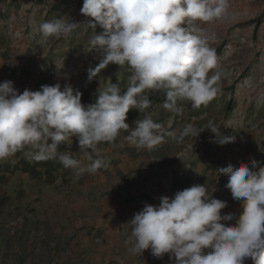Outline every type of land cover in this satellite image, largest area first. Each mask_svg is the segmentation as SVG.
I'll list each match as a JSON object with an SVG mask.
<instances>
[{
	"label": "rangeland",
	"instance_id": "374dc122",
	"mask_svg": "<svg viewBox=\"0 0 264 264\" xmlns=\"http://www.w3.org/2000/svg\"><path fill=\"white\" fill-rule=\"evenodd\" d=\"M83 2L1 0L0 82L12 80L21 92L70 83L82 93L85 105L95 102L99 87L113 83L126 90L130 70L118 64L89 79V69L102 57L84 51L92 34L86 25L66 38H49L40 45L39 25L61 16L85 21L80 11ZM202 27L215 34L210 47L217 67L209 75L220 73L217 96L198 109L184 102L176 114L163 109V95L152 94L146 113L177 135L188 124L207 127L213 122L235 141L221 146L206 129L197 139L186 137L182 143L165 135L161 144L147 150L130 146L125 139L129 133L122 130L113 142L98 145L100 158L110 162L109 167L79 178L58 160L51 175L41 167L40 173L31 174L22 164L28 158L17 152L0 161V194L8 195L0 208V264H171L169 254L156 258L151 249L142 256L131 254V245L125 244L131 235L128 221L145 203L159 204L160 196L172 197L194 184H205L209 191L216 188L214 197L227 201L221 213L239 215L240 203L226 187L229 178L219 176L216 169L250 163L252 158L264 161V0H229L227 16ZM143 118L133 108L126 122L131 128ZM59 150L78 159L81 166L90 163L89 156L97 158L80 151L76 137L70 148L61 144ZM178 176L189 180H180L176 191ZM245 264H253L251 258Z\"/></svg>",
	"mask_w": 264,
	"mask_h": 264
},
{
	"label": "clouds",
	"instance_id": "9594fccd",
	"mask_svg": "<svg viewBox=\"0 0 264 264\" xmlns=\"http://www.w3.org/2000/svg\"><path fill=\"white\" fill-rule=\"evenodd\" d=\"M80 11L87 17L83 22L61 16L41 23L40 45L86 25L92 34L84 51L102 57L89 69V79L118 64L130 70L126 90L113 83L99 87L95 102L85 105L82 93L70 83L21 92L12 80L0 82V161L24 152L30 161L58 160L79 178L109 167L98 145L113 142L122 130L129 133L125 139L130 146L147 150L161 144L165 135L182 143L186 137L197 139L206 129L221 146L235 141L213 122L207 127L188 124L177 135L146 113L152 94L163 95V109L176 114L184 102L198 109L217 96L220 73L209 75L217 67L210 47L215 34L202 25L223 20L229 0H84ZM98 27L103 31L98 33ZM133 108L144 118L130 128L127 114ZM73 137L80 151L97 158L89 156L90 163L81 166L60 151L61 144L71 147ZM216 170L229 178L226 187L241 206L238 216L221 213L227 201L214 197L216 188L209 191L205 184H194L135 212L128 221V251L142 256L151 249L161 259L169 254L171 264H245L247 258L264 264V161L252 158L250 163H228ZM233 219L235 223H227Z\"/></svg>",
	"mask_w": 264,
	"mask_h": 264
},
{
	"label": "trees",
	"instance_id": "16d2710c",
	"mask_svg": "<svg viewBox=\"0 0 264 264\" xmlns=\"http://www.w3.org/2000/svg\"><path fill=\"white\" fill-rule=\"evenodd\" d=\"M1 1V0H0ZM263 19V16L258 18V23ZM22 164L24 165L25 169L27 171H30L31 174H38L40 173V169H38V167H41L44 169V173L47 175H51L52 174V170L58 165V163L55 160H48V161H42V162H36V161H30L29 159H24L22 160ZM181 177H177V179L174 181V185L173 188L177 191L178 189H180V180H182L181 182H187L189 179L188 178H184V179H180ZM8 199V195L4 194L1 195L0 194V208L6 204V201Z\"/></svg>",
	"mask_w": 264,
	"mask_h": 264
}]
</instances>
